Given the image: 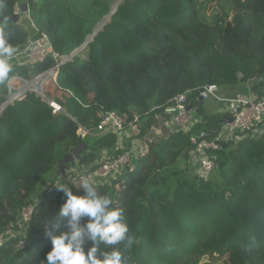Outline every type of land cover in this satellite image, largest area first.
Wrapping results in <instances>:
<instances>
[{
    "label": "trees",
    "instance_id": "16d2710c",
    "mask_svg": "<svg viewBox=\"0 0 264 264\" xmlns=\"http://www.w3.org/2000/svg\"><path fill=\"white\" fill-rule=\"evenodd\" d=\"M116 1L0 0V39L15 50L37 35L20 23L21 14L29 13L61 57L96 31L85 57L71 56L55 82L48 79L43 86L63 112L53 113L34 92L0 112V234L18 229L20 211L34 204L26 246L17 249V239L3 243L0 264H42L51 249L45 229L54 235L61 230L59 207L65 198L55 184L64 178L36 196L42 175H54L78 147L77 162L88 170L99 157L109 160L125 150L115 145V133L94 134L111 110L125 127L139 116L135 140L151 138V143L147 155L94 185L112 207L123 210L131 237V243L101 244V251L118 248L124 264L264 261V138L247 136L237 145L241 134L218 137L223 114L197 115L191 132L203 130L219 146L209 151L215 169L204 178L191 167L190 132L157 135L153 129L157 118L167 121L164 110L175 95L208 84L248 83L252 93L264 97V0H211L208 13L206 0H121L115 6ZM23 3L27 11L12 21L14 6ZM54 64L47 58L31 68L15 66L9 76L31 79ZM6 81L0 83V104L8 96ZM188 103L201 108L193 95ZM79 127L91 134L81 138Z\"/></svg>",
    "mask_w": 264,
    "mask_h": 264
},
{
    "label": "built area",
    "instance_id": "2783aa9c",
    "mask_svg": "<svg viewBox=\"0 0 264 264\" xmlns=\"http://www.w3.org/2000/svg\"><path fill=\"white\" fill-rule=\"evenodd\" d=\"M21 10V5L16 4L14 6L15 14H19ZM31 25L33 31L36 32L37 35L29 36L25 45L15 50V54L10 60L12 67L31 68L36 63H42L47 58L53 59L55 64L47 71L39 73L31 79H25L18 74L9 76L6 81L8 96L0 108L12 103L16 99L24 97L27 92H34L51 107L53 113L63 112L62 106L56 100L47 97L43 93V86L48 80L46 76L49 73L52 74L53 80H56L60 66L67 62L71 56L61 57L59 53L54 50L48 35L43 31H39L33 23ZM83 48H86V45L81 46L79 51ZM13 80H16L18 84L13 85ZM189 94L193 95L196 100H215L226 105L227 113L232 118V121L227 125L232 135L236 133L241 134L242 137L250 136L254 138H264V97H260L256 93L237 91L230 95H223L218 85L208 84L198 91H187L175 95L164 110L168 116L166 124L170 131L181 130L190 132L189 141L193 147L191 162L195 165L196 172L200 176L205 178L215 169V164L209 151H214L219 146L214 139H209L207 137L205 131L199 130L197 133L191 132L195 126L196 118L193 116L191 106L188 103ZM188 106H190L189 109L187 108ZM138 122L139 116H134L128 123V126L125 127L123 119L115 111H107L102 115L94 133L96 135H101L112 132L116 135H120V133L127 129L130 137L135 140L140 132ZM77 134L81 138H84L89 135V132L79 127ZM150 139L141 141L135 140L133 147L125 149L112 159L103 161L95 171L88 169L71 171L64 177V182L72 181L76 185V187L73 188L78 191H82V189L79 188L82 179H88L92 183L97 181L102 182L131 164L135 159L147 155L151 143ZM33 209L34 204H29L20 211L16 220L18 229L15 230L10 227L1 233L0 246L9 239H17L15 244L16 248L24 249L27 244L25 232L28 228Z\"/></svg>",
    "mask_w": 264,
    "mask_h": 264
},
{
    "label": "clouds",
    "instance_id": "9594fccd",
    "mask_svg": "<svg viewBox=\"0 0 264 264\" xmlns=\"http://www.w3.org/2000/svg\"><path fill=\"white\" fill-rule=\"evenodd\" d=\"M14 54L15 49L0 39V83H4L12 71L10 60ZM55 186L65 198L59 207L64 223L58 226L61 230L56 235L50 228L45 229L51 249L42 264H124L118 248L101 251L99 247L101 244L116 246L125 240L131 243L123 210L112 207V200L99 193L88 179H82L79 184L82 194H74L76 185L72 181L58 182Z\"/></svg>",
    "mask_w": 264,
    "mask_h": 264
},
{
    "label": "crops",
    "instance_id": "0c3cea01",
    "mask_svg": "<svg viewBox=\"0 0 264 264\" xmlns=\"http://www.w3.org/2000/svg\"><path fill=\"white\" fill-rule=\"evenodd\" d=\"M220 90H221V94H223V95H230V94H233L237 91L251 92L248 83H242V84L235 86L233 88L220 87ZM202 105L204 107V113H207V114H218L219 113V114H223V117L229 116L227 113V110H226V105H224L221 102H218L215 100H205V101L201 102V106ZM166 123L167 122H162V117H159L156 119V122L153 125V129L155 130V132L158 135L159 134L161 135L163 132L170 131V129ZM222 124L223 125L220 129L218 137L220 139H228V138L232 137V134L229 132V129L227 126L228 123H222ZM116 138L117 139H116L115 145H117L118 148L129 149V148L133 147V145L135 143V140L132 137H130V135L128 134L127 129H125L122 133H120V135H116ZM86 169H88V167L85 165L79 164L77 162V159H74L73 161L70 160L67 163H65L62 167L58 166V169H56V171H55V173L52 176L50 181H52L54 179L59 181V179H62L63 178L62 176H64L68 170L81 171V170H86ZM195 170H196V167H195Z\"/></svg>",
    "mask_w": 264,
    "mask_h": 264
},
{
    "label": "rangeland",
    "instance_id": "374dc122",
    "mask_svg": "<svg viewBox=\"0 0 264 264\" xmlns=\"http://www.w3.org/2000/svg\"><path fill=\"white\" fill-rule=\"evenodd\" d=\"M207 2H205L204 4H203V6H204V12L205 13H208L209 11H210V9H208V7L210 8V5H212V4H214V2L213 1H211V0H206ZM117 2H118V0L116 1V3H115V5L117 4ZM120 2V1H119ZM118 2V3H119ZM22 13V12H21ZM32 17H30V15H29V13H26V14H21V20H20V23L23 25V26H25L29 31H30V33H32L31 32V29H33V27H32V23H34L33 21V19H31ZM104 21H106L105 20V17H104V19H103V22ZM92 37V36H91ZM73 51H75V49L73 50ZM79 55H81L83 58L85 57V55H86V48H83L82 50H78V51H76ZM46 79H49V80H51V81H53V82H55L54 80H53V76H52V74L51 73H49V74H47V76H46ZM12 84L13 85H17L18 84V82L16 81V80H13L12 81ZM251 90V89H250ZM49 98H51V97H49ZM194 109H192V114H193V116L194 117H197V115H201V114H203L204 113V107H203V105L201 106V108L200 109H198V108H196L195 106L193 107ZM85 130V129H84ZM87 131V130H86ZM89 134H91V133H89ZM95 134V133H94ZM160 135V134H159ZM237 138H240V137H237ZM75 151L73 152V153H71V154H73V158L74 159H78L77 158V156H78V154H79V150H80V147H78V148H75L74 149ZM74 159H72V161L74 160ZM104 158H98V161H97V166L95 167V169H93V170H91V171H95L96 169H98V167H99V165L104 161L103 160ZM110 159H112V158H110ZM106 161V160H105ZM195 164V163H194ZM129 166H131V164H129V165H127V167H129ZM191 167H193V169L195 170V166L192 164V166ZM196 171V170H195ZM71 172V170H68L66 173H65V175L64 176H62L63 178L66 176V175H68L69 173ZM122 172V170H120L119 172H117V173H114L112 176L113 177H115L116 175H119L120 173ZM52 176H53V173H51V172H47V173H45L44 175H42L41 176V180H40V182H39V185H38V190H37V192L35 193V195L36 196H39L41 193H42V191L48 186V184L49 183H51L52 181H55V179L54 180H52V181H50L51 180V178H52ZM111 176V177H112ZM110 177V178H111ZM63 178L62 179H59V181H62L63 180ZM110 178H108V179H106V180H103L102 182H99V181H97V182H94L93 184L94 185H101V184H104V183H106L107 181H109V179ZM58 182V181H57ZM53 184V183H52ZM51 184V185H52ZM50 185V186H51ZM80 192H82V191H80ZM248 260V262L250 263V264H264V261L261 259V258H259V257H253V258H249V259H247Z\"/></svg>",
    "mask_w": 264,
    "mask_h": 264
},
{
    "label": "water",
    "instance_id": "95a60500",
    "mask_svg": "<svg viewBox=\"0 0 264 264\" xmlns=\"http://www.w3.org/2000/svg\"><path fill=\"white\" fill-rule=\"evenodd\" d=\"M119 1H121V0H118V2H119ZM118 2H117V3H118ZM115 6H116V5H115ZM22 11H24V12L27 11V4H26V3H23V4H22ZM110 13H111V11H110ZM110 13L105 17V20L109 17ZM17 17H18V15H17V14H14V15L11 17V20L15 22V21L17 20ZM101 24H102V23H101ZM95 33H96V31L93 32V33L90 35V37H89V38H88V39H87L82 45H80L78 48H76L75 51H73V52L70 54V56H73L74 54H76V53H77L76 51H78V50L81 48V46L86 45V43L88 42V40H89V39L91 38V36H93ZM200 101L202 102L201 99H200ZM4 108H5V105L2 106V107L0 108V112H1ZM187 108L189 109L190 106H188ZM231 121H232V118L229 117V116L223 117V118L220 120V122H222V123H230ZM244 142H246V138H245V137H243L242 139H240L239 142L237 143V145H242ZM73 157H74L73 154H68V155H66V156H65V157L59 162L58 166H59V167H62L65 163H67L68 161L74 159Z\"/></svg>",
    "mask_w": 264,
    "mask_h": 264
}]
</instances>
